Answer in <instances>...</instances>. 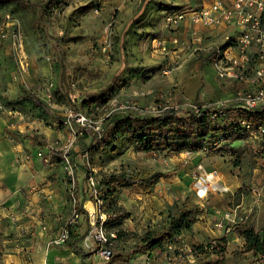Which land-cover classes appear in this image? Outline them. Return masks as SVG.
I'll list each match as a JSON object with an SVG mask.
<instances>
[{
  "label": "rangeland",
  "instance_id": "obj_1",
  "mask_svg": "<svg viewBox=\"0 0 264 264\" xmlns=\"http://www.w3.org/2000/svg\"><path fill=\"white\" fill-rule=\"evenodd\" d=\"M28 1L33 4L32 8L0 3V16L8 13L16 21L20 42L19 47L0 46V103L10 110L6 99H13L19 88L24 87L43 100L52 115H40L36 109L23 103L15 105L11 110L15 113L11 115L0 112V264H8L2 260L3 254L21 255V260L27 261L30 249L27 248L26 252L24 246L32 243L34 230L41 226L38 217H44L39 220L55 229L52 240L57 239L67 225L76 226L77 232L87 227L88 234L91 217L105 218L102 228L115 234L108 244L111 255L127 258L134 255L133 248L143 232L164 225L172 205L186 197L204 209L209 206L208 196H218L222 192L220 177L215 190L208 191L202 198L195 195L192 171L197 165L199 170L196 173L200 174L206 173L205 166L214 165L210 170H216L219 176L220 171L229 169L239 182V188L225 208L239 216L245 214L244 210L252 200V169L260 170L256 168V159L264 156V139L252 140L245 135L232 134L235 140L226 139L220 143L217 142L219 132L211 131L196 139L201 147L195 151L182 146L178 152L167 149L143 152L135 150L129 141L114 136L116 142L121 141L116 144L117 150H111L109 141L91 153L92 164H89L90 155L78 153L74 157L75 166L64 161H49L44 165L37 155L38 151L48 148L78 150V144H87L88 137L78 138L76 135L77 128L71 120L75 112L100 124L108 115L124 113L118 107L122 101L138 108L154 103L193 102L187 97L186 83L178 88L171 72L160 73L164 67L171 68L172 63L157 51L153 52L155 48L151 46V40L143 35L161 31L158 38L171 36V31L164 27L163 15L169 7H184L181 2L187 0H55L42 20L37 16L38 6L44 0ZM144 2H148V9L143 17L135 19ZM153 2L165 5L159 8ZM198 56L205 57L200 53ZM193 66L196 70L198 65L193 62ZM124 68L127 71L133 68L140 76L129 87L124 86L114 94L117 103L106 101L96 107H80L83 95L102 89ZM186 75L190 79L183 77L184 80L198 81L196 72L189 71ZM144 79L146 83L142 82ZM178 115L184 114L179 112ZM226 122L225 119L217 121L218 126ZM4 129L28 135V138L19 140L25 147H16L18 141L8 138ZM192 132L189 137L177 132H168L165 136H183L188 141H195L192 138L199 137L200 132L193 127ZM236 146H240L239 149ZM234 158L238 165H234ZM83 165L89 167L95 180L113 172L134 175L156 170L162 176L148 189L116 184L114 193L101 199V194L95 196L88 188L79 168ZM253 185L260 186L255 182ZM35 186L38 189H33ZM83 195L82 208L87 211L86 216L78 214L75 207ZM259 203L264 208V194ZM108 214L115 216L107 220ZM87 243L91 245L90 239Z\"/></svg>",
  "mask_w": 264,
  "mask_h": 264
},
{
  "label": "trees",
  "instance_id": "obj_2",
  "mask_svg": "<svg viewBox=\"0 0 264 264\" xmlns=\"http://www.w3.org/2000/svg\"><path fill=\"white\" fill-rule=\"evenodd\" d=\"M54 1L55 0H44L39 4L37 16L39 20L43 19L44 15H46V13L49 11L50 6ZM143 1L144 0H142V2ZM0 3H14L24 8L33 7V4L28 0H0ZM147 3L148 2H144L145 5L142 7L141 12L135 19L143 17L146 9H148V6H146ZM153 4H157L159 8L165 5L163 2H153ZM179 9H181L179 6L167 8L168 12L177 11ZM261 22L264 25V13L261 16ZM154 33H145L143 35L146 36V38L152 40L154 38H158L161 31ZM211 56L212 51H209L204 58L197 56V58H195V62L198 66H200L202 62L206 60V58ZM133 70L134 69L132 68L127 71L124 68L119 74L112 76L109 82L102 89L94 93L83 95L79 101L80 107H96L108 101L120 88L128 84L130 77L135 74ZM4 99L6 98H2V100ZM6 100V104L11 106L10 110H13L15 105L23 103L36 109L40 115L48 117L52 115L43 100L24 87L19 88L18 94L13 99ZM205 110L206 108H203L195 114L186 110L182 112L184 114L183 116L178 115V110L165 111L155 117H138L131 113H123L116 116L108 115L103 120V122L100 123V130L97 132L93 131V129L87 125L78 126L71 118L72 123L77 128V132H79L77 137H88L89 140L87 144L85 146L83 144H78V150L68 148L64 153L59 149H49V161L50 163H60L62 162V157L65 156L67 158L68 164L75 166L76 164L74 157L78 153H85L90 155L89 164H92L91 153L97 151V149L105 143L111 141V150H117L116 144L121 143V141L117 140L118 142H116V139L113 138L114 136H119L120 138L129 141L135 150L143 152L162 149L178 152L182 146H185L186 150L195 151L201 147L196 139H201L202 133H209L211 131L219 132L220 136L217 138V142L224 141L226 139L228 141H233L236 138H234L232 134L244 135L241 131L234 129L233 124L236 119L246 118L249 120H254L264 115V106H259L253 110H241L234 112H231L230 108H226V116L218 122H221L224 119L228 120V122L222 123L221 126H218L219 123L217 122V124L214 123V125H210L206 122L204 115ZM192 127L197 132H200L199 137L194 136L192 138L195 139V141H188V138L183 136L179 138L176 136H170L169 138H166L165 136L168 132H177L179 135L183 133L189 137L193 133ZM4 134L8 138H11L15 141L28 138V135L20 134L14 130L4 129ZM239 147L240 146H236V149H239ZM232 151L233 153L235 152V150ZM237 161L238 160L234 158V165H238ZM79 168L82 170L83 178L87 182L88 177L91 176L89 167L83 165L79 166ZM160 176H162V173L156 170H151L148 172L140 171L134 175H129L123 172L109 173L96 180V195L101 194V199H106L114 193V185L116 184L119 186H137L141 189H148ZM84 199L85 196L83 195L81 200L75 203V207L78 214L86 216L87 211L82 208V201ZM201 211L202 208H200L197 204L189 202L188 198L186 197L183 198L181 202L174 204L169 208L164 225L160 226L159 228H147L143 232L142 236L139 238V243L133 248L134 253H143L147 250L160 247L164 242L172 241L180 234V232L186 231L190 228V225L196 220L197 215ZM112 216H115V214H108L106 219L109 220ZM66 231V238L63 239L61 245L63 247L69 248L73 253L78 255L82 261L84 257V251L79 245V242L87 233V227H85L82 232H77L76 226L67 225ZM234 232L243 239L240 250L241 253H250L251 255H256L264 251L263 236L257 233L253 227L244 221L236 224L234 227ZM221 240V238L216 239L215 242L217 244L211 248L204 247L206 243L194 245V253L197 255H203L202 258L204 259L202 262H195L194 264H222L225 256V249L220 243ZM117 257L118 256L114 257L113 259H117Z\"/></svg>",
  "mask_w": 264,
  "mask_h": 264
},
{
  "label": "built area",
  "instance_id": "obj_3",
  "mask_svg": "<svg viewBox=\"0 0 264 264\" xmlns=\"http://www.w3.org/2000/svg\"><path fill=\"white\" fill-rule=\"evenodd\" d=\"M264 13V0H209L205 5L198 8H185L173 12H167L163 15V24L165 28L175 29L180 23H186L191 29L193 26L213 27L218 25H232L236 31L231 35H226L220 44L215 45L211 56V65L216 78L221 82H241L247 85L246 89H238L231 96L223 101H215L205 104H196L193 102H181L180 104H159L154 103L144 108H138L127 101L119 102V108L124 113H130L138 117H155L165 111L184 112L186 110L195 114L199 110L206 108L205 120L208 124L214 125L226 116V108L231 112L241 110H253L259 106H264V25L261 22V16ZM193 32V31H192ZM191 32V33H192ZM195 35V34H193ZM195 39H197L194 36ZM19 35L17 34L16 21L8 14L3 13L0 16V46L10 44L11 47H19ZM151 46L162 56L167 52L168 44H175V36L166 38H154ZM208 51V52H209ZM19 68L22 69L21 62L18 61ZM168 68L160 69V72L166 74ZM108 101L117 103L113 96ZM4 111L11 115L15 112L6 110L0 104V112ZM73 121L78 126H90L93 131L100 130V124L90 121L80 112H75L72 116ZM234 129L241 131L247 138L252 140L264 139V115L254 120L238 118L233 124ZM79 135V132H76ZM48 148L45 151H38L37 155L41 157L43 164L49 163ZM59 149L63 153L67 150ZM85 156V153H82ZM62 161L68 164L67 158L62 157ZM256 166L264 170V156L256 159ZM199 166L192 171L195 186V195L202 198L208 191H213L220 181L219 173L212 169L205 174H200ZM88 188L96 196V180L89 176L87 179ZM252 201H258L259 189L250 188ZM105 219V218H104ZM103 218L99 216L91 217L89 220V233L85 234L81 240V247L89 254H95L97 257L108 260L111 257V250L108 247L110 240L115 238L114 232H107L102 228ZM244 216H239L232 210L222 211L213 227L222 233L234 231L237 223L244 221ZM264 238V227L255 230ZM66 228L62 229L57 239L52 240L53 244H60L66 238ZM90 239L91 245L87 243ZM217 244L215 240H209L204 247L211 248ZM194 245L185 248L187 263H194L197 254L194 253ZM251 264H264V251L256 255H251ZM161 264H171L168 259Z\"/></svg>",
  "mask_w": 264,
  "mask_h": 264
},
{
  "label": "crops",
  "instance_id": "obj_4",
  "mask_svg": "<svg viewBox=\"0 0 264 264\" xmlns=\"http://www.w3.org/2000/svg\"><path fill=\"white\" fill-rule=\"evenodd\" d=\"M208 1L209 0L182 1L181 3L184 7L182 6L181 9L198 8L201 5H205ZM189 27L190 26L184 22L180 23L175 29H169L171 31V36H175L177 42L173 45L168 44L167 48L170 50H167L166 54L162 56L169 59L168 63H172L168 73L171 72V75L175 76V80L178 84L177 87L182 88L181 85L184 87L186 83V87H188L187 97L193 102L223 101L231 96L234 91L246 89L247 85L237 81L221 83L215 76L211 65V57L206 58L200 66L196 67V70L193 68L195 56H198L199 53L206 56L210 49H213L215 45L222 42L224 36L233 34L236 29L232 25H218L213 27L196 25L191 29H189ZM194 36L197 39H195ZM189 71H191L192 74L196 72L198 78L197 82L183 79V77L190 79V76L186 75ZM139 76V73L132 75L126 86L133 81L136 82ZM142 82L146 83L147 80L144 79ZM147 91L151 92L150 90ZM134 93L135 92H132V94ZM21 145L25 147V144L20 143V141L15 142L16 147L20 148ZM8 155L9 157L12 156L11 153ZM212 166L214 165L205 166L204 170L208 172ZM11 170L12 169H10V171ZM15 171L18 172L17 169H15ZM252 171L254 172L251 180L257 185L260 184V186L257 187L259 189V198L258 201L255 202L251 200L248 208L244 210L245 214L243 216L245 218L244 222L253 227L254 230H257L264 227V208H262V203H259L260 198H262L264 194V170H256L253 168ZM220 177L222 182L219 189L222 192H220L218 196H208L209 203L207 205L209 206L202 209L197 215L196 220L190 225V228L180 232L172 241L164 242L160 247L147 250L143 253H135L128 258L119 255H111L107 261H102L95 254H89L83 249L84 257L81 261L78 255L73 253L69 248L63 247L61 243L52 244V237L55 236V229L50 228L46 222L39 220L44 217H38L37 222H41V226H38V228L34 230V234H32V239L30 240L32 243H26L24 246L26 252L27 248L30 249L28 257H26L27 261L21 260V255L14 254H3L2 260L8 262V264H161L170 259L171 264H188L187 255L185 254V248L187 246L200 243L204 244L209 240L221 238L222 240L220 243L225 249V256L222 264H251L250 253H240L239 256L236 255L237 252H241L240 250L243 242L241 236L237 235L234 231L222 233L213 227V223L218 215L222 211L230 210L227 207L225 208V205L233 199V193H237V189L239 188V182L234 175L229 173V169L220 171ZM253 182L251 186L254 187ZM33 189L38 188L35 186ZM199 205L201 204L199 203ZM80 242L79 245L81 246ZM116 256H118L117 259H113ZM202 256L203 255L198 254L196 256V262H202L204 260ZM2 264L4 263L2 262Z\"/></svg>",
  "mask_w": 264,
  "mask_h": 264
}]
</instances>
